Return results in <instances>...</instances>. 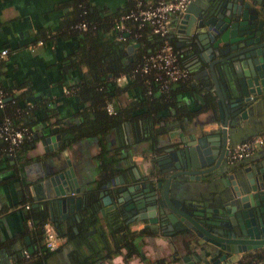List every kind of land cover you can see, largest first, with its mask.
<instances>
[{
    "label": "water",
    "instance_id": "1",
    "mask_svg": "<svg viewBox=\"0 0 264 264\" xmlns=\"http://www.w3.org/2000/svg\"><path fill=\"white\" fill-rule=\"evenodd\" d=\"M168 36L189 70L201 66L193 79L213 93L209 119L189 123L182 116L175 121L181 128L167 132L169 145L162 152L174 173L158 166L139 177L125 164L123 176L117 173L101 184L100 177L80 178V162L73 163L67 150L69 136L47 126L30 142L33 156H42L46 166L35 178L50 202V219L69 215L80 223L90 216L103 224L121 212L149 223L159 219L167 237L157 250L174 249L184 264H215L264 247V149L247 159L226 160L236 134L264 114V0H191L172 18ZM132 45L137 43L126 50ZM156 147L144 146V155ZM142 179L152 190L143 188ZM104 210H110L107 216ZM24 241L31 252L27 235Z\"/></svg>",
    "mask_w": 264,
    "mask_h": 264
},
{
    "label": "crops",
    "instance_id": "2",
    "mask_svg": "<svg viewBox=\"0 0 264 264\" xmlns=\"http://www.w3.org/2000/svg\"><path fill=\"white\" fill-rule=\"evenodd\" d=\"M90 1L92 5L102 6L109 10H119L125 3V0ZM67 2L68 0H0V48L8 49L6 56L0 60V83L11 87L10 93L13 95L23 92L21 98L23 97L25 105L32 103V106L27 109H29L28 119L31 122L33 134L47 126L59 132L63 131L65 126L80 122L83 117V109L86 106L80 104L70 90L69 92L63 91V88L67 87L66 83L70 85L76 82L80 75V70L77 68L65 71L61 67L62 58L70 54L77 44L75 36H67L62 32L67 12L70 9ZM40 31L48 33V35L46 34L48 38L42 39L41 43H38ZM180 62L188 68L186 66L188 62L182 61V57ZM200 68L201 66L197 65L193 71L188 69L189 77L184 80V83L190 82L191 86H195L198 92L194 89H184L175 94L176 104L183 105V108L189 112L186 115L189 123L191 119L195 122H204L211 115L208 108L203 107L207 104L201 108L198 107L200 93L204 92V89L201 80L193 79V75H196ZM84 69L82 66L81 71ZM173 85L176 86L177 83ZM131 89H123L118 94L116 102L123 105L136 98L140 90L137 87ZM209 93L211 92L209 91ZM211 95L213 97V93ZM135 112L134 110L133 113ZM161 115L163 116L162 121L174 123V125L169 123L171 126H168L166 133L161 135L163 140H167V132L180 127V123L175 121H180L183 115H180L181 118H176L177 115L174 111V120H172L170 112ZM252 119V121L264 119V114L254 116ZM160 124L161 121L155 125L161 126ZM135 125H137L136 121ZM61 126L63 128H60ZM137 126L139 127V125ZM124 129L125 126L122 125L117 134L112 131V133H105L99 137L81 136L68 141L70 144L67 145V150L71 161L73 163L79 161V165L82 167L78 174L80 178L82 175L87 178L103 176L97 156L100 145L112 147L120 143L127 153L133 151L131 142H126ZM261 129H264V124L258 127V130ZM241 131L236 134L237 138L234 141L250 135L238 137ZM132 132L133 123L130 125V131H127L126 134L132 136ZM67 138L69 140V137ZM146 142L144 138L139 140V143H142L140 145H144ZM263 149L264 145L258 147L255 152ZM138 150L135 148L131 159L140 160L141 153ZM33 152L29 143L24 149H17L13 152L12 156L0 158V242L23 231L24 218L18 208L21 198L24 201L39 200L40 202L46 199L43 196L42 185L35 178L36 173L45 170V161L42 156H33ZM123 152L122 150L120 154H117V159L114 161V164H117L116 167L125 166V163H119L123 160ZM114 169L116 168L112 166V172ZM76 172H78V168ZM106 227V224L103 223L102 228ZM103 232L104 239L111 243L112 239L109 237L107 228ZM61 245L60 257L66 259L69 247L75 245L72 241L66 242V239ZM83 249L86 250L85 247ZM120 250L112 248L110 255L98 259L95 264H139L135 257L124 256L123 251L120 252ZM156 253L161 255L163 251ZM238 256L240 254L233 255L232 259H236ZM175 258H177V252L174 253ZM0 261H2L1 257Z\"/></svg>",
    "mask_w": 264,
    "mask_h": 264
},
{
    "label": "trees",
    "instance_id": "3",
    "mask_svg": "<svg viewBox=\"0 0 264 264\" xmlns=\"http://www.w3.org/2000/svg\"><path fill=\"white\" fill-rule=\"evenodd\" d=\"M133 2L134 0H125L119 10H109L102 6L92 5L90 0H68L67 2L70 9L67 12L62 32L67 34V36H75L77 44L70 54L62 58L61 67L65 71L72 68L80 70L78 80L70 85L66 83V88L71 91L80 104L86 105L80 122L69 124L62 129L69 136L68 141L81 136L99 137L105 133H112V131L117 134L122 125H131V123L136 121L137 125H139V127H136L137 130L139 128L143 131L147 130L148 140L146 143L150 144L148 146L150 147L155 144L156 138L152 132L158 131L155 124L163 119L161 114H163L164 109L175 111L176 118H181L182 115L186 117L189 114L183 108V105L176 104L175 94L177 91L184 89H194L198 92V89L195 86H191L190 82L179 81L176 86L170 85L164 92H155V82L152 81L150 74L136 72L121 85L115 83L114 77L118 73L129 74L142 56L148 50L157 48L161 42L160 37L150 30V25L146 22L138 26L135 20L126 19L124 21L125 26L128 28L125 32L126 34H123L124 31L118 32L111 28L113 19L127 11ZM80 22H84L85 27L83 29L75 28L74 25ZM118 33L122 36L120 39L117 38ZM46 34L48 35V33L40 31L38 38L40 40L47 39ZM168 40L174 46L178 62L181 64V56L177 51L178 48L174 45L175 40L169 38V36ZM133 43H137V45H132L131 49L127 51L126 45ZM82 66L85 68L83 71H81ZM147 86L151 89L150 94H144ZM0 87L4 91V97H6L0 107V121L4 116H8L15 126L26 127L32 132V125L28 119L29 109H27L30 106L25 105L23 97L21 98L23 92L13 95L10 93L11 87L1 83ZM136 87L140 90L136 98L123 105L116 102L118 94L123 89L132 88L131 90H133ZM200 94L205 104L209 105L212 100L211 93L205 90ZM43 102L47 103L46 101ZM108 102L113 107V112L111 113H107L105 110V104ZM134 110L136 111L135 113H133ZM60 128L63 127L61 126ZM157 128L161 130V126H157ZM32 139L33 132L30 139L24 140L17 146L18 148L15 147L11 152H7L4 149L5 141L0 137V158L12 156L17 149H24ZM136 144L135 146L134 143L131 144L134 152L135 148L141 143L138 141ZM99 147L97 154L99 166L103 175H108L112 172V166L117 159V154H120L122 150L124 151V148L120 143L112 147L103 144ZM143 149L144 147L139 148V151H143ZM47 217L48 213L45 208L35 206L27 209L24 219L25 221L30 220L32 223L33 229L28 233V236L33 244H36L35 242H38L39 237H42L40 225ZM116 218L117 216H114L107 223V227L113 232L111 243L107 242L101 234H97L89 240V238L82 236L74 238L75 236L71 237L67 232L57 230L58 234L65 237L66 242L72 241L75 245L69 247L67 254L70 264H95L98 259L110 255L112 248L121 249L120 252H122L123 246L128 240L124 234L117 233L116 230L114 232L113 228H111L117 223ZM117 227L118 223L114 228ZM22 242L24 245V240ZM54 252L55 249L48 250L43 244L42 246L37 245L30 253L33 258L26 260L24 264H46L45 259ZM123 253L124 256H129L130 250L123 251ZM263 257L264 247L248 250L240 254L235 260V264H255Z\"/></svg>",
    "mask_w": 264,
    "mask_h": 264
},
{
    "label": "flooded vegetation",
    "instance_id": "4",
    "mask_svg": "<svg viewBox=\"0 0 264 264\" xmlns=\"http://www.w3.org/2000/svg\"><path fill=\"white\" fill-rule=\"evenodd\" d=\"M205 91V90H204ZM202 97V96H201ZM203 99V97H202ZM204 101V100H203ZM205 104V102L203 104H200L198 107H202ZM208 105H204V108H207ZM170 112V114H172V119H174V111L173 110H169V109H164L163 110V114H168ZM210 118V116H209ZM253 120V119H252ZM250 120L248 122V124H246V126H244V128L241 131V134L238 135V137H244L245 135H251L252 132L256 131H260L258 130V127L264 124V119L261 120H254L252 121ZM252 121V122H251ZM169 123H172V121L170 122H164L161 120V130L159 128L156 127V132H152V134L155 136L156 141H155V145H157L154 154L152 155H148V154H143L145 151V149H143V151H139V153H141V158L138 161H135L133 159H131L133 151L131 150L129 153L126 152V150H124V157L123 160L121 162H119L120 164L125 163L128 165V167L130 168H134L136 169L134 174H139V177H143V174H145L144 170H149L150 168H154L156 169L158 166L160 167H167L169 168V173H174V166L172 168H170L173 165V162H165V157L163 154V150L162 148H164V146H168L169 144H166L167 140H163L162 139V134L166 133V128H168V126H171V124L169 125ZM172 125H174V123H172ZM125 126V139L126 142L133 144L134 146L136 144V142H138L140 139L144 138L145 142L148 140V133L147 130L143 131L142 129L139 128V131H137L135 123H133V134L132 136H128L126 133L127 131H130V124H124ZM258 130V131H257ZM262 130V129H261ZM253 134V133H252ZM134 141V142H133ZM235 142V141H233ZM142 144V143H141ZM138 145V144H136ZM150 145V144H149ZM147 143L144 145H139L136 149L139 148H143L148 147L149 146ZM227 160V158H226ZM137 162V163H136ZM234 162V161H233ZM126 168V167H125ZM124 169H122V166L120 167H116V169L113 170V172H111L110 174L106 175L104 174L103 176H100L98 183L101 184L103 182H105L109 176L112 175H117V173L122 174V176L124 175ZM159 177H162L161 175H159ZM136 181V180H135ZM134 181V183H136ZM146 180L142 179L144 184V187H148L147 191L149 192V190L151 189V186H149V184L147 182H145ZM22 200L19 201V210L21 211L23 218L24 215L27 211V209H29V207H41V208H45V210H47L48 213V219L51 220V222L53 223L54 227L56 230H61L64 232H67L69 236H75L74 238H80L85 237V238H89L92 239L93 237H95V235L100 234L104 235V232L107 228V232L109 234V237H111L112 239V231H110L111 229L106 227L105 229L102 228V224H100L97 221H93L90 219L89 217H83L82 221L80 223H75L69 220V215H67V218L65 220H54V219H50L49 218V211H48V205L50 204L48 198L44 199L42 202H40L39 200H34V201H24L23 198H21ZM27 205V206H26ZM110 212V210H104V216H107V214ZM91 215V214H90ZM135 214L133 213H129V215L124 214L123 212H121L119 214V216H117V223H118V227L114 228L116 226V224H114L113 226H111V228H113V231L117 233H122L124 234V236L126 237V239L128 240L127 243L124 244L123 246V251L126 252L127 250H130V255L129 256H133L135 257V260L137 259V262L139 264H184L182 261L178 260L177 258L174 259V249H168L163 251V254L159 255L156 252L159 251L157 250L156 246H158V244L161 243V240H166V235H164V231L162 230V226L159 224V219H156V221H151L150 223L147 222L146 220H140L137 217L134 216ZM58 216V213L53 210V217ZM107 226V223H105ZM148 224V225H147ZM76 226V230L73 229V226ZM92 227H95V230L91 233L88 234H84L82 233V231L84 230H88L91 229ZM33 229L32 223H28L27 221H25L24 219V228L23 231L25 233H20L18 235H13L11 237H8L7 240L1 241L0 242V257L1 260L0 264H24L26 260L33 258V255H31L29 252V254L27 256H25L22 253V249L25 247L26 248V244L24 241V245L22 240H24V235L28 236V233H30ZM42 235V234H41ZM29 239V243L32 245L33 249L39 245L42 246L43 241H42V237H39L38 242H35L36 244H33ZM64 241H65V237H64ZM63 241V242H64ZM62 245H60L59 247H57L55 249V252L51 255L48 256L45 261L46 264H70V260L68 257L65 258H61L60 257V253L59 251L61 250L60 247ZM27 249V248H26Z\"/></svg>",
    "mask_w": 264,
    "mask_h": 264
},
{
    "label": "built area",
    "instance_id": "5",
    "mask_svg": "<svg viewBox=\"0 0 264 264\" xmlns=\"http://www.w3.org/2000/svg\"><path fill=\"white\" fill-rule=\"evenodd\" d=\"M190 1L191 0H134L132 6L127 11L113 19L111 28L118 32H126L128 30L127 26L124 24V21L128 18L135 20L138 26L146 22L150 25V30L158 35L161 40L157 48L148 50V52L142 56L141 60L135 64L129 74L124 72L118 73L114 77L116 84L120 85L124 83L136 72L142 74L148 73L152 81L155 82V92H164L170 85L179 81H184L189 77L190 71L187 67L179 64L174 46L168 40V35L172 28V18L179 15ZM74 27L83 29L85 24L84 22H80L75 24ZM121 37L122 36L118 33L117 38L120 39ZM37 42L41 43V40H37ZM7 51L8 49L5 47L0 48V60L6 56ZM63 91L69 92V89L63 88ZM150 93L151 89L147 86L144 90V94ZM5 99L4 91L0 87V107L3 105ZM27 105L31 106V104ZM105 110L107 113L113 112L111 103L108 102L105 104ZM31 135L32 132L29 129L15 126L8 116H4L0 121V137L5 141L4 149H6L7 152H11L24 140L30 139ZM262 145H264V129L228 145L226 152L227 161L233 162L238 159L249 157ZM27 222L30 223V220H27ZM40 228L42 231L43 245L48 250H54L63 243L64 236L58 234L53 223L48 218L41 222ZM22 253L27 256L29 251L24 247ZM236 259L221 260L215 264H235ZM195 264L203 263L200 262ZM255 264H264V257Z\"/></svg>",
    "mask_w": 264,
    "mask_h": 264
},
{
    "label": "rangeland",
    "instance_id": "6",
    "mask_svg": "<svg viewBox=\"0 0 264 264\" xmlns=\"http://www.w3.org/2000/svg\"><path fill=\"white\" fill-rule=\"evenodd\" d=\"M232 258H233V256H232Z\"/></svg>",
    "mask_w": 264,
    "mask_h": 264
}]
</instances>
